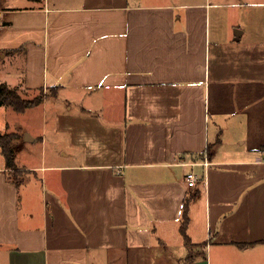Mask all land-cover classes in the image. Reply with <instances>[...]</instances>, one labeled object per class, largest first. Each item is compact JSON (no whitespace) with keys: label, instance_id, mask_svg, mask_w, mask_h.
I'll return each mask as SVG.
<instances>
[{"label":"crops","instance_id":"obj_1","mask_svg":"<svg viewBox=\"0 0 264 264\" xmlns=\"http://www.w3.org/2000/svg\"><path fill=\"white\" fill-rule=\"evenodd\" d=\"M0 83V264H264V0H0Z\"/></svg>","mask_w":264,"mask_h":264},{"label":"trees","instance_id":"obj_2","mask_svg":"<svg viewBox=\"0 0 264 264\" xmlns=\"http://www.w3.org/2000/svg\"><path fill=\"white\" fill-rule=\"evenodd\" d=\"M43 90V89H42ZM56 93V89H53L52 94ZM50 93H45L36 96L33 99H26L18 91L17 88L10 87L6 83H0V105H11L16 111L22 112L26 111L28 108L34 107L42 102V100L48 96ZM18 136V133H2L0 132V146L2 147L3 153L6 157L8 165L13 168V171L18 172L20 169L16 168L15 162V150L12 145V141L15 137ZM213 144H210L208 151L212 149ZM207 151V152H208ZM209 153V152H208ZM204 153L198 154V157L204 156ZM11 178V177H10ZM182 225L181 231L185 236V242L187 244L191 243V240L187 234V226L189 223V201L186 200L183 206L182 212Z\"/></svg>","mask_w":264,"mask_h":264},{"label":"rangeland","instance_id":"obj_3","mask_svg":"<svg viewBox=\"0 0 264 264\" xmlns=\"http://www.w3.org/2000/svg\"><path fill=\"white\" fill-rule=\"evenodd\" d=\"M19 91V90H18ZM20 92V91H19ZM24 92V95L22 94V96L24 97V98H26V99H33V98H35L36 96H39V95H41V94H43V92H45V93H48V92H50V91H45V90H42V91H38V92H29V91H26V90H24L23 91ZM12 175H14L13 177H15V178H18L19 176H25V174H24V171L23 170H19L18 172H15V171H13L12 170ZM191 243H189V244H187V245H190Z\"/></svg>","mask_w":264,"mask_h":264},{"label":"built area","instance_id":"obj_4","mask_svg":"<svg viewBox=\"0 0 264 264\" xmlns=\"http://www.w3.org/2000/svg\"><path fill=\"white\" fill-rule=\"evenodd\" d=\"M186 180L188 182V186L196 187L199 183L200 176L193 169H191L186 173Z\"/></svg>","mask_w":264,"mask_h":264}]
</instances>
